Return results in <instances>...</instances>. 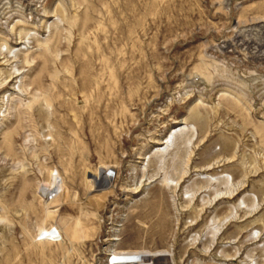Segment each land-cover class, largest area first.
<instances>
[{
  "label": "rangeland",
  "instance_id": "374dc122",
  "mask_svg": "<svg viewBox=\"0 0 264 264\" xmlns=\"http://www.w3.org/2000/svg\"><path fill=\"white\" fill-rule=\"evenodd\" d=\"M31 2L0 0V264H264V0Z\"/></svg>",
  "mask_w": 264,
  "mask_h": 264
},
{
  "label": "bare ground",
  "instance_id": "6f19581e",
  "mask_svg": "<svg viewBox=\"0 0 264 264\" xmlns=\"http://www.w3.org/2000/svg\"><path fill=\"white\" fill-rule=\"evenodd\" d=\"M19 1H20L21 6H22V10H21L22 13L23 14L24 13H30V15H33L34 10H33V4L31 2L32 0H19ZM17 3H19V2H17ZM10 4H11V2H10ZM171 140L172 139H169L168 142H171ZM225 146H226V144H225ZM52 173H54V172H52ZM230 176H227L224 181L228 185L229 184L233 185L234 180H233V177H230ZM170 178H171L170 176H169V178H165L167 183L169 182V180H171ZM214 178H216V177H212V176H208V177L204 176L203 177L202 176V179H207L209 181H216ZM104 179H105L104 176L97 177L96 178V181L94 182V186H93L94 189L96 188L97 190H100L101 192L106 193L110 189V185L109 184H106L103 181ZM52 186H53V188L51 190H43V193L44 194H47V192H48V194H49V191L50 192L51 191L53 192V190L56 189V188H58V192H59L58 195H60L61 193H63V191H64V184L62 182L54 181ZM58 195L56 196L57 198H58ZM221 195H222V193H218L217 194V197L218 196L220 197ZM243 203H245V202H243ZM45 236L47 238H50V239L51 238H56L57 239V237H59V239H60V232H59L58 228H52L50 230L45 231ZM112 264H170V263H169L168 257H164V258H159V259H155V258H131V259H126V260L115 261Z\"/></svg>",
  "mask_w": 264,
  "mask_h": 264
}]
</instances>
